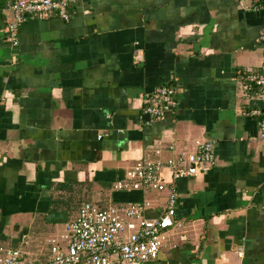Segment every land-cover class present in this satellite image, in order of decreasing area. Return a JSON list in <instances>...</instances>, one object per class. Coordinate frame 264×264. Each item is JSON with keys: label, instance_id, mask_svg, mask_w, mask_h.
Wrapping results in <instances>:
<instances>
[{"label": "crops", "instance_id": "0c3cea01", "mask_svg": "<svg viewBox=\"0 0 264 264\" xmlns=\"http://www.w3.org/2000/svg\"><path fill=\"white\" fill-rule=\"evenodd\" d=\"M69 7V20L22 23L15 45L10 0H0V247L36 230L47 256L84 201L150 200L157 217L166 192L115 183L157 148L170 158L214 141L215 166L179 181L180 226L147 264H264V140L246 114L264 97L244 79L264 64V2ZM160 86L176 88L179 105L157 119L146 108Z\"/></svg>", "mask_w": 264, "mask_h": 264}, {"label": "built area", "instance_id": "2783aa9c", "mask_svg": "<svg viewBox=\"0 0 264 264\" xmlns=\"http://www.w3.org/2000/svg\"><path fill=\"white\" fill-rule=\"evenodd\" d=\"M10 5L13 20L8 30L15 45L19 26L31 18L57 14L69 20L71 16L70 0H10ZM261 37L264 39V31ZM244 79L247 88H256L264 97V64L261 70L245 75ZM176 94V88L158 87L146 113L153 118H165L179 105ZM246 114L257 118L258 138L264 140V105ZM170 150L176 152L174 146ZM174 155L164 157L161 147L147 153L114 186L118 191L166 192L167 205L159 216H147L154 205L150 200L107 208L84 201L62 233L48 241L47 256L33 259L21 249L0 247V264H147L157 259L169 240L170 230L180 226L176 221L179 181L196 177L216 164L214 141H198L194 149Z\"/></svg>", "mask_w": 264, "mask_h": 264}, {"label": "rangeland", "instance_id": "374dc122", "mask_svg": "<svg viewBox=\"0 0 264 264\" xmlns=\"http://www.w3.org/2000/svg\"><path fill=\"white\" fill-rule=\"evenodd\" d=\"M35 231L30 232L29 235L26 236L25 240L20 239H12L10 242L6 244L7 248H18L21 249L27 253L30 254V256L33 259H38L37 253L38 254H43L45 252V246H43V242L47 239L44 240V236L41 237L39 235L35 234ZM38 232V231H37ZM11 233H14L13 231ZM14 236V234H11V237ZM10 239V238H9Z\"/></svg>", "mask_w": 264, "mask_h": 264}, {"label": "water", "instance_id": "95a60500", "mask_svg": "<svg viewBox=\"0 0 264 264\" xmlns=\"http://www.w3.org/2000/svg\"><path fill=\"white\" fill-rule=\"evenodd\" d=\"M11 13L13 14V12H12V11H11ZM12 20H13V18H12ZM12 20H11V21H12ZM115 257L117 258L118 256H117V255H115Z\"/></svg>", "mask_w": 264, "mask_h": 264}, {"label": "trees", "instance_id": "16d2710c", "mask_svg": "<svg viewBox=\"0 0 264 264\" xmlns=\"http://www.w3.org/2000/svg\"><path fill=\"white\" fill-rule=\"evenodd\" d=\"M142 201H144V200H142Z\"/></svg>", "mask_w": 264, "mask_h": 264}]
</instances>
